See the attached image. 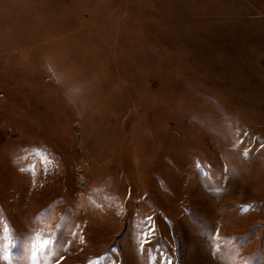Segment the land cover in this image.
Masks as SVG:
<instances>
[{
  "label": "rangeland",
  "instance_id": "1",
  "mask_svg": "<svg viewBox=\"0 0 264 264\" xmlns=\"http://www.w3.org/2000/svg\"><path fill=\"white\" fill-rule=\"evenodd\" d=\"M0 264H264V0H0Z\"/></svg>",
  "mask_w": 264,
  "mask_h": 264
}]
</instances>
